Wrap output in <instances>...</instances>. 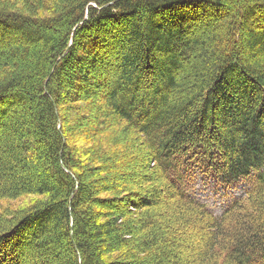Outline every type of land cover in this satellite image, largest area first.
Returning <instances> with one entry per match:
<instances>
[{"label": "trees", "instance_id": "16d2710c", "mask_svg": "<svg viewBox=\"0 0 264 264\" xmlns=\"http://www.w3.org/2000/svg\"><path fill=\"white\" fill-rule=\"evenodd\" d=\"M55 2L51 19L33 20L0 0V65L21 59L0 77V200H36L0 212V264H25V248L37 264H264V0ZM124 20L118 80L95 109H79L100 87L83 65L104 61L88 44H113L108 32ZM11 112L15 138L3 123ZM67 133L87 144L76 149ZM136 162L147 175L132 198ZM202 176L218 188L243 182L246 195L215 215L195 193ZM166 196L168 223L153 212Z\"/></svg>", "mask_w": 264, "mask_h": 264}, {"label": "rangeland", "instance_id": "374dc122", "mask_svg": "<svg viewBox=\"0 0 264 264\" xmlns=\"http://www.w3.org/2000/svg\"><path fill=\"white\" fill-rule=\"evenodd\" d=\"M4 1L9 3L11 8L13 10H15L17 13H20V14L26 16V17H30L33 20L51 19L52 18L51 17L52 12H56L57 11V13H58V11L60 10V5L57 4L55 2V0H46L48 6H50V8L52 7L51 9L50 8L46 9L45 8L46 6H44V7L41 6V7L37 8L36 6H34V4L31 3L32 0H4ZM36 8L38 9V13L36 12L37 11ZM209 18L210 17L208 16V19ZM200 19H198V20H200ZM200 22H203V20L200 21ZM130 23L132 24L131 20H130L129 23H127V21L124 20L122 23L119 24L120 26L118 25L120 27L119 29L117 27H116V29H114L115 26H112L113 30H116V31H113V30L111 31L110 30L109 31L110 33L108 32V34H110V36H111V41L113 43V44H109L108 46L110 47L112 45V47H111L112 51H111V49L107 48L108 47L107 45L103 47L104 49L102 48L103 50L100 49V48L99 49L95 48V47H93L94 42H90L88 40V42H90L88 44V48L91 49L93 54H95L101 61L102 60H104V61H102L103 63H102V66L100 67L101 69L99 68L97 71H93V72L90 70L91 69L90 68V66H91L90 64L85 63L83 65V66H85L86 70L83 69L82 72L83 73L86 72V74H88V78L91 79L94 84L98 83L100 87L97 89V96L94 99L90 100V102H86V104H84V103L83 104H79L78 105L79 109H81V108L83 109L85 107V105H87L85 108L89 109V107H91V108L93 107V109H95V107L100 105L99 100L101 99V95L104 94L103 92L106 89V87H108V85H110V84L112 85L115 81L118 80L119 76H118V71H117L116 67H117V64L120 62V58H121V49H119V48H120L121 44L124 45V46L126 44H128L127 42H125V40L127 38V35L125 34V32L128 30V27L131 25ZM106 25H108V24H106ZM77 27H78V25L74 26V27L72 26V30L74 29L73 31L76 32L77 30H79V28H77ZM125 27H126V29H125ZM109 28H110V25H109ZM121 28H122V32L120 31ZM103 29H105V28H103ZM57 34H59V35L63 34V36H64L65 29L64 28H57ZM15 36L16 35H14L13 38H11V41H14L15 43H18V41L15 38ZM6 38L9 39L7 36H6ZM66 38H68V39H66ZM66 38H65V40L67 41V43L65 41V45H64L65 47L63 48L64 53H66L68 51V49H69L67 46L73 45L72 35L70 37H68V35H67ZM80 45L81 44L79 43L78 47H77V50H76V52H78V53H76L78 56L81 55V53L79 51H81V48L83 47V46L80 47ZM127 46L132 47L130 45H127ZM157 56H158V58L161 57V55H159V54ZM106 58H110V59L107 60ZM105 59L107 61H105ZM17 61L21 62V59L18 58ZM17 61H14V60L11 61L10 62V66H2V65H0V77L2 78L5 75H7L9 72L11 73L13 71V65L12 64L14 62H17ZM107 62H108V64H107ZM56 65H57V67L60 66V61H58V63ZM77 67L78 66L71 65V67L69 69V71L75 76V78L78 77L77 73H76V70L79 69V68H77ZM111 71H113V72L111 73ZM75 78H74V80L77 81V79H75ZM75 81H73L74 86H75V83H76ZM78 83L79 82L77 81V84ZM79 90L80 89L75 90V91L76 92L78 91V93L81 96L82 95V90L81 91H79ZM10 100L14 101L13 99H10ZM65 101L66 102H64V101L62 102L61 100H58V102L60 104L62 103L61 104L62 106H61L60 110L63 111L65 118H67V119L69 118V119L73 120L74 119V114L70 113V115H69L70 111L68 113H66L65 111L68 109V107L72 109V106H74V104L72 102H69L68 98ZM63 103H65L66 105L63 106ZM88 103H89V105H88ZM21 105H22V102H20L18 104L19 107ZM77 118H79V117L77 116ZM17 121H18L17 120V116L11 112L9 114V117L3 122V123H6L8 127H11V125L13 126L12 130L9 129L8 127H6L7 130L9 129L7 132H9L11 135L14 136L13 138H15L17 136L16 135L17 134V130L19 129V127L16 126L18 124ZM1 122H2V120L0 119V125H1ZM18 122H20V121H18ZM66 127H67V123L64 122V130H65L64 132L65 133L68 131ZM5 131L6 130H3V132H5ZM67 134H68L69 137H71V136L75 137L74 140H73V145L72 146H74L76 149H81L83 145L85 146L87 144L85 139L83 138L82 134L79 135V139L77 138V136H75V133H73V134L71 133V135L69 133H67ZM0 137L1 138L3 137L2 136V132H1ZM103 137H107V136H103ZM96 140L97 139H95V141ZM98 143H99V141H98ZM137 152H139V147L137 148V146H136V148L134 149V152H133L134 155H136ZM137 164H139V163L136 162L135 166H134V170L130 171L131 177L133 179V181H130V183H129V186L131 188L130 192L132 191L130 193V197H132V198H136L135 197V193L136 194L137 193L138 194H144L143 193L144 192V188H145V182L144 181H145V177L147 175L146 174L147 171H145V168L147 167L146 164L142 165V167H137ZM152 166H154V164ZM32 173L35 174L33 171H32ZM108 175H110V173H108ZM95 177H97V176H95ZM97 179H99V178H97ZM210 182H212V181H210ZM105 187L108 188L109 184H105L103 189H106ZM195 190L197 192V195L201 196L204 199L203 200L204 202H209L211 207L214 208V206H215L217 211H221L224 208V206L232 200V197L235 198L236 196L237 197L238 196H243L242 193L244 192V185H243V183H240L237 187H234L233 189H229L227 187H219L218 188V187H215L213 183L208 185V183L206 184L205 182H203V176H202L196 181ZM109 195L110 194L102 193V194H99V197L103 198V197H107ZM33 199H34L33 197H31L30 195H27V194H23V195H21L18 198H13V199L11 198V199H8V200L2 199V200H0V212H2V216L5 215V214H3L4 212H10V213L14 212V214H17L18 212H20V210L21 211L27 210L29 208L30 204H32L33 202L36 201V200L34 201ZM35 199H36V197H35ZM165 199H166V201H165V204L163 205V207L155 209L153 212L157 213L158 216L157 215L156 216L158 217V219H160V220L163 219V220L166 221V223H168L167 220L172 222V220L168 219V217L171 216V214L165 209V207H166L167 203L171 204V201L169 199V196H166ZM169 206H171V205H169ZM134 210L135 209H133V211ZM133 213L136 214L135 217H139L143 212H139V213L138 212H133ZM163 226H164V224H163ZM188 229H189L190 233L193 231L192 227H190ZM161 231H162L163 234H167L168 233L167 226H164V228ZM186 231H187V229L182 231L183 234L186 233ZM10 233H12V232H10ZM176 236L180 240H184L185 239L183 236H181V234L179 232H178V235H176ZM8 239H10V238H8ZM8 239L5 240L6 243L10 242ZM196 240L198 241V239H195L194 243H197ZM13 246H14V244H11L10 248H12ZM183 251H186V249H183ZM16 255H21L22 261H24L23 263H25V264H37L38 260L40 261V258L35 257L33 255V253L31 252V250L28 249V248L22 249V253H20V250H18ZM120 261H122V258H117L116 262H120Z\"/></svg>", "mask_w": 264, "mask_h": 264}]
</instances>
